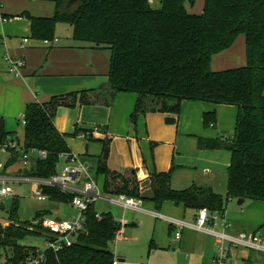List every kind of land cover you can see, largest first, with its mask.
Returning a JSON list of instances; mask_svg holds the SVG:
<instances>
[{"label": "trees", "instance_id": "1", "mask_svg": "<svg viewBox=\"0 0 264 264\" xmlns=\"http://www.w3.org/2000/svg\"><path fill=\"white\" fill-rule=\"evenodd\" d=\"M185 1L162 0L153 8L148 0H73L70 5L69 0H54L50 16H34L29 11L19 16L30 22L33 39L52 40L55 24L65 22L72 29L73 40L108 48L110 88L136 95L129 117L134 127L149 112H169L176 118L182 100L236 106L231 138H198L201 148L224 149L231 154L225 198L210 187L196 184L174 189L172 170L154 171L144 180L132 170H112L107 164L111 141L107 127L75 126L88 142H101L95 173L102 177L106 194L148 199L156 209L171 201L186 210L206 208L224 213L225 200L232 196L264 200V0H204L201 14L189 13ZM239 35L245 39L246 63L212 70V56L229 48ZM110 104L108 92L96 88L27 103L19 142L26 150L45 151L46 156L33 159L28 169L19 166L22 173L48 177L57 170L60 155L70 152L65 134L54 124L58 107ZM215 119L214 111L203 113L205 127L214 126ZM94 129L104 138L95 137ZM12 135L0 116V145L14 139ZM17 159L14 155L6 166ZM42 192L57 203H70L73 197L51 187H44ZM18 208V198L12 197L8 225L0 223V250L6 264H21L27 255H36L38 247L20 243L24 237H49L38 221L48 215L47 211L40 210L32 220L21 221ZM84 215L85 230L73 244L58 252L46 251L40 264H112L115 258L109 246L115 240L118 223L110 212H101L98 218L94 204Z\"/></svg>", "mask_w": 264, "mask_h": 264}, {"label": "crops", "instance_id": "2", "mask_svg": "<svg viewBox=\"0 0 264 264\" xmlns=\"http://www.w3.org/2000/svg\"><path fill=\"white\" fill-rule=\"evenodd\" d=\"M11 1L12 0L3 3L4 6L0 7V116H2V118L3 116H6L7 108L15 100V91H17L18 88L23 87V85L25 87L27 86L30 91H24L25 95H21L22 99L19 100V103L26 106L27 103H25V100L28 99H25V96L30 92L33 97H38L33 91L34 88L38 86L36 80H33L32 78L33 75H38L42 78L44 83L49 86L50 91H65L77 88L79 90H86L98 87L104 81L108 82V72L96 70L98 62L95 54V51L105 49L107 50L105 55L110 61V50L108 48L94 47L91 43H75L76 41L73 39L72 43L64 45L59 43V38L57 37H54L57 41L50 46L45 45L40 40H32L30 34V22L19 16L20 13L22 11H29L34 16H50L55 8L54 0ZM161 1L162 0H148L150 6L153 8L159 7ZM5 6L7 9L3 10ZM184 6L189 13L201 14L203 11L204 0H186ZM24 38L27 39L26 43H23ZM22 45L23 50L20 49V46ZM41 46H47L49 48L35 50L36 47ZM3 56H5V58L6 56H9L13 59H20L22 61L23 66L20 69L19 75H15L10 71V63L7 59L3 61ZM245 63V39L243 35H239L229 48L212 56L210 67L212 70H220L227 67L243 65ZM118 93L122 92L115 91V99H111L110 106H99L105 107L108 110L109 123L113 121L114 128L117 127L118 130L124 129L125 134H131V140H129L130 153L125 156V161L127 163L125 171L132 170L139 179L144 180L154 171L172 170L171 186L174 189H184L196 184L210 187L218 192L213 188V185H219L217 174L220 172L216 171L217 169L214 167V164L216 163L228 167L230 165L231 154L224 149L201 148L199 146L198 138H226L225 135L220 134L219 132L223 131L222 128L225 124H229V121L231 122L232 119H227V113H235L236 106L212 104L204 101L182 100L180 103V111L176 118L169 112H149L141 116L138 119L137 126L134 127L129 122V117L132 112L130 110L133 107L131 101H133L134 97L131 98ZM48 100L49 99L35 102H46ZM112 100H114L113 103ZM210 111L215 112V125L211 126L215 128V131L212 137H205V134L202 133V129L205 127L203 124V113ZM21 114H19L18 117H20ZM7 123L8 121L6 117L4 120L5 129L12 133L13 137H19L15 132L11 131ZM130 129H132L133 132ZM170 129H174L175 133H172V130ZM170 133H172V136L169 135ZM96 134H98V132ZM96 134L94 133L93 135L95 136ZM165 134L167 136L163 137ZM232 134L227 138H231ZM187 138L190 139L182 140ZM97 143L101 142L98 141ZM151 145H154V148H156L150 149L149 147ZM160 145H168L170 148L164 153L159 152ZM134 146H138L140 151L138 156L133 151ZM190 147H193L194 150L190 149ZM189 150L194 151L191 156L194 161L193 163L188 161ZM112 158L113 154L109 165L120 172L122 169H120L115 163L111 164ZM108 161L109 158L107 164ZM194 177H197L196 179H200V181L194 182V180H191ZM182 183L191 184L189 186L184 185L180 188V184ZM100 187L102 188V186ZM102 203L105 204V202ZM49 208L50 207H46L45 209L42 208V210L47 211L49 215L51 213V209ZM106 210L112 214L117 223L124 219L127 222L126 226L129 224L127 216L136 218L137 215L145 213L155 216V213L158 212L163 216L158 218L164 220L163 222L168 223V231L172 230V228H174V231L180 229L181 237L176 240L173 235L171 238V242L175 244L173 252L168 251L167 248L161 247L160 245L157 247L154 241H152L151 248L153 245L156 249L158 248V250L160 248V250L167 255V258H169L171 263L173 262V259L176 258L177 250L180 255L185 254V258L192 264H197L200 260H206L209 263L212 261L216 248L214 237L208 232L199 231L193 228L196 211L186 210L181 204L176 205L171 201L163 202L161 207L156 209L154 203L148 199L141 200V212H136L133 209H124L127 211V216L124 215L120 221L114 217V214L110 209ZM57 216L61 217V215ZM225 216L229 221H233H230L232 224V233L240 231H256L245 229L252 228L256 225L259 227L262 226L261 219L258 216H251L247 219L248 217L245 216L244 213L241 214V212L236 210L231 211L230 215L228 212L227 214L225 213ZM238 218L241 223L237 222ZM171 221L179 222L183 225L179 227L176 223H172ZM140 222V220L136 221V223ZM249 222V227H243L244 224ZM170 224L172 225V228H170ZM126 226L124 227V232ZM261 230V232L264 233V227L261 228ZM123 238L126 239V236ZM262 258H264V256ZM116 260L119 262L118 264L123 262V259Z\"/></svg>", "mask_w": 264, "mask_h": 264}, {"label": "rangeland", "instance_id": "3", "mask_svg": "<svg viewBox=\"0 0 264 264\" xmlns=\"http://www.w3.org/2000/svg\"><path fill=\"white\" fill-rule=\"evenodd\" d=\"M10 0H0V7L4 6L3 3L9 2ZM24 0H12L11 2H20ZM7 9L6 6L3 10ZM54 37L59 38L60 44H70L72 43V29L69 26V24L65 22H57L54 27ZM33 40V38H32ZM36 40V39H34ZM75 41V40H74ZM80 42L76 41L75 43ZM83 43V42H80ZM34 48V47H33ZM49 47L41 46L36 47L35 50H43L47 49ZM20 49L23 50V45L20 46ZM107 50H97L95 51V54L97 56V71H103L108 72L109 70V59L105 55ZM99 54V55H97ZM104 56V57H103ZM6 58L5 56L2 57V60L4 61ZM6 62V61H5ZM7 63V62H6ZM44 77V76H43ZM33 80H36L38 86L34 88V93L36 97H33L31 92L27 93L25 96V103H29L32 101H41V100H47L50 99L52 96L60 95L69 93L71 91H81L82 89H69L65 91H50L49 86H47L44 83V80L40 78L38 75L32 76ZM86 89V88H85ZM30 91L27 86L18 88L17 91H15V100L14 102L7 108L6 110V116H3V120L7 117V125L11 129L12 132H15L19 137L15 138L13 140H21L23 135V125L21 120L19 119V114H23L25 105L23 106L21 103H19V100L22 99L21 95H25L24 91ZM84 90V89H83ZM118 94H124L127 97L133 98L132 105L130 111H133L134 105L136 101V95L134 93H118ZM17 95V96H16ZM119 98V97H118ZM115 99V96H114ZM118 100V99H117ZM114 100H112L113 103ZM11 102V101H10ZM134 102V104H133ZM234 108V107H233ZM235 113L231 114L230 112L227 113V119L231 120L229 121V124H225V126L222 128L223 131H220V134L225 135L226 139L229 137L233 131H234V125H235V119L237 115V108L234 111ZM55 124L59 131L65 134L67 139V144L70 148V151L77 156L78 160L87 164L89 166L88 173L92 178H95L97 180V183L99 186H102V177L96 176L95 169H96V156L101 152L102 146L101 143H97L98 141L88 142L83 133L81 131H75V126H98L103 125L107 127V133L111 137V141L109 144V154H108V165L111 159V156L113 154V158L111 160V164L115 163L120 169V172H124L127 163L125 161V156L130 153V146H129V140H131V134H125V130H118L117 127L114 128L113 121L109 123V115L108 110L105 107H101L99 105H86V106H73V107H66V106H60L58 107L55 115ZM78 123V124H77ZM122 129V126H121ZM132 131V129H130ZM172 130V129H170ZM94 133L98 134L95 135L98 136V139H103L104 135L102 132H99L98 130L94 129ZM97 131V132H96ZM215 128L209 126L204 127L202 129V133L205 134V137H212L214 135ZM133 132V131H132ZM172 133H175L174 129L172 130ZM172 133L169 135L172 136ZM217 134V133H215ZM207 135V136H206ZM102 136V137H99ZM165 134L163 137H166ZM19 138V139H18ZM182 139V140H189ZM136 140V139H134ZM159 152H165L166 150H169L168 145H160ZM136 147V148H135ZM150 149L154 148V145H151L149 147ZM156 148V147H155ZM154 148V149H155ZM149 149V150H150ZM185 149V147H184ZM190 149L194 150L193 147H190ZM134 153L138 154L140 153L138 146H134ZM223 152V151H220ZM194 151L189 150V157L188 161L193 163V158L191 156L193 155ZM187 156V155H186ZM63 162H59L57 165V170L60 171ZM21 162L19 159L14 161L13 163L6 166V171L13 172V173H21L22 169H20ZM109 167L115 171L118 172L117 169H114L112 166L109 165ZM200 167V166H198ZM214 167L217 169L216 171L220 172L217 174V179L219 180V185H213V188L216 189L224 198L227 195V167L223 165L214 164ZM197 177L192 178L191 180H194V182L200 181V179H196ZM190 181V180H188ZM191 183H182L180 184V188L182 186H189ZM11 188L13 189V195H9L5 198H0V223L4 226L8 225V222L10 220L9 218V210L11 208V199L10 196H15L19 200V208H18V219L21 221L24 220H32L36 213L42 208L50 207L51 213L50 216H57L61 215L62 217H69L74 216L77 214V210L72 207L69 203H55L50 200H38L33 196L32 190L33 187L30 183H23V184H16L11 183ZM212 186V185H211ZM114 198V197H111ZM135 198V197H134ZM238 197L232 196L225 200V213L227 212L230 215L231 211H239L241 214L244 213L245 216H247L249 219L251 216H258L261 219V224H264V200H252V199H245V201L239 205L237 203ZM95 209L98 212H107L110 209V211L114 214V217L117 220H121L124 215L127 216V211L123 209V206L116 202H105L102 203L101 201H98L95 203ZM136 212H141V210H135ZM137 215V214H136ZM232 216V215H231ZM129 221V224L126 226L124 236H126V239L121 238L119 240H114L112 244H110L109 248L114 254L115 259H123V262L120 264H192L189 260L185 258V254L180 255L178 253V250L176 251V258L173 259V262L167 258V255L158 248L154 247V245L151 248L152 241L156 244L158 247L159 245L161 247L167 248L168 251L173 252V247H175V244L171 242V238L174 235V228L172 230L168 231V223L163 222L164 220H161L158 217H155L154 215H149L148 213L145 214H139L137 217L133 218L130 216H127ZM231 218V217H230ZM137 220H140V223H136ZM231 221V220H230ZM30 222V221H29ZM233 222V221H231ZM238 223H241L240 219L237 220ZM35 224V223H34ZM249 227L250 222L247 224H244L243 227ZM242 227V228H243ZM261 228L259 226H253L252 228H247L245 230H258L261 232ZM20 243L26 246H32V247H38V249L45 248V239L43 236H26L22 240H20ZM234 256L238 260V263H241V259L249 258L251 254H255V252L252 249L249 248H238L234 249L233 252ZM0 254H2V257H0V263L5 262V257L3 256L4 253L2 250H0ZM264 258H262L258 262H253L252 264H263ZM197 264H212L208 261H199Z\"/></svg>", "mask_w": 264, "mask_h": 264}, {"label": "built area", "instance_id": "4", "mask_svg": "<svg viewBox=\"0 0 264 264\" xmlns=\"http://www.w3.org/2000/svg\"><path fill=\"white\" fill-rule=\"evenodd\" d=\"M56 41L57 39L53 38L52 40H43L42 42L50 46ZM26 42L27 39L24 38L23 43ZM6 59L10 63V71L15 75H19L20 69L23 66L22 61L9 56H6ZM19 119L22 125L26 123L23 114L20 115ZM14 155H17L21 162L20 167L28 169L33 159L45 157L46 153L45 151L36 149L26 150L16 139H10V141L0 145V198L13 195L11 183H30L33 187V196L41 201L48 200L47 195L42 192L44 187L56 188L61 192L72 194L73 197L69 204L78 211L74 216H61L60 220L50 215L42 216L38 221L49 232V237L45 239V248L37 249L36 255H27L21 264H40L44 259L46 251L58 252L65 247L71 246L75 241V237L85 230L84 212L90 204H95L98 201L116 202L122 205L124 209H141V199L129 197L123 193L111 195L103 192L97 180L89 175V166L79 161L77 156L71 151L60 155V162L64 163L61 170H56L48 177L6 171L7 161ZM96 216L100 217L98 212ZM155 216L163 217L158 212L155 213ZM171 222L176 223L179 227L183 225L179 222ZM126 224L127 222L124 219L118 223L119 227L115 234V240L124 237V227ZM193 228L208 232L214 237L216 248L215 254L212 257V264H239L233 255L234 249L238 248H249L255 252L249 258L241 259L240 264H244L245 262L252 264L254 261H260L264 256V233L259 231L232 233V224L226 218L225 213L209 212L206 208L198 209ZM180 235V229L175 230L174 239H180ZM118 263L116 259L112 262V264Z\"/></svg>", "mask_w": 264, "mask_h": 264}, {"label": "water", "instance_id": "5", "mask_svg": "<svg viewBox=\"0 0 264 264\" xmlns=\"http://www.w3.org/2000/svg\"><path fill=\"white\" fill-rule=\"evenodd\" d=\"M73 2V0H69V5ZM96 89H103L105 90L106 92H108V96L110 99H113L114 98V93L115 91L113 89L110 88V85H109V82L107 81H104L101 85H99L98 87H94ZM244 202V199L243 198H239L237 203L239 205H241L242 203ZM61 217L57 216L56 219L57 220H60ZM244 264H249L248 262L244 263Z\"/></svg>", "mask_w": 264, "mask_h": 264}]
</instances>
